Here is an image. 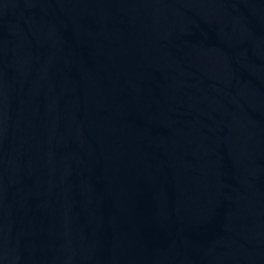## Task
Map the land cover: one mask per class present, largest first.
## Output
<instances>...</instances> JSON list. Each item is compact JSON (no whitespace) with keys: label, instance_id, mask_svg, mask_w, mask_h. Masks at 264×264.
Here are the masks:
<instances>
[{"label":"water","instance_id":"water-1","mask_svg":"<svg viewBox=\"0 0 264 264\" xmlns=\"http://www.w3.org/2000/svg\"><path fill=\"white\" fill-rule=\"evenodd\" d=\"M0 264H264V0H0Z\"/></svg>","mask_w":264,"mask_h":264}]
</instances>
